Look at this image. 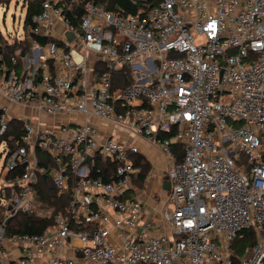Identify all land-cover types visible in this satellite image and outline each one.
Wrapping results in <instances>:
<instances>
[{
  "label": "built area",
  "instance_id": "built-area-1",
  "mask_svg": "<svg viewBox=\"0 0 264 264\" xmlns=\"http://www.w3.org/2000/svg\"><path fill=\"white\" fill-rule=\"evenodd\" d=\"M60 1L23 37L53 40L0 64V264H264V0L90 1L81 15ZM136 136L170 160L162 209L139 195ZM47 171L67 214L8 236ZM250 228L256 242L233 256Z\"/></svg>",
  "mask_w": 264,
  "mask_h": 264
},
{
  "label": "trees",
  "instance_id": "trees-1",
  "mask_svg": "<svg viewBox=\"0 0 264 264\" xmlns=\"http://www.w3.org/2000/svg\"><path fill=\"white\" fill-rule=\"evenodd\" d=\"M45 1L46 0H25L24 5L27 9L25 28L28 27L32 15L43 9V3ZM90 1L113 10H116L119 7H124L131 12H135L136 9H138V6L133 5L130 0H64L60 1L59 5L63 4L65 9H78V13L81 15L84 9H86V4ZM69 6H71V8H69ZM27 35L25 38L15 41V43H8V41L4 39L0 30V64L3 63L7 70L11 69L13 65L11 57L15 54L18 47L21 46V50L28 51L31 48L32 39H37L41 41L42 44H46L47 42L53 40L52 38L46 36H33L30 38ZM117 73H120V76L118 77L125 78V80H123L124 82L127 83L131 81V71L128 66H125L123 69H119ZM11 123H14L15 129H17L18 134H20L23 128L22 121L13 119ZM172 147L174 156L178 161H181L184 157L183 145L175 142ZM133 159L135 161V165L140 170L136 182L137 185L141 187L143 186L147 173L151 169V165L142 155H140V153L134 154ZM47 162L54 164L51 158L43 156L41 164H45ZM104 177L108 178L106 176ZM34 196L38 203L36 207L32 211H19L12 217L9 223L6 224L5 228L8 236L15 233L43 232L47 227L55 224L56 214H67L70 194L69 192H61L55 186L52 175L49 171L38 173L37 181L35 183ZM0 208L2 211L5 209L3 207ZM257 237V232L253 228L245 230L242 236H237L231 245L233 256L243 255L245 250L256 242Z\"/></svg>",
  "mask_w": 264,
  "mask_h": 264
},
{
  "label": "crops",
  "instance_id": "crops-1",
  "mask_svg": "<svg viewBox=\"0 0 264 264\" xmlns=\"http://www.w3.org/2000/svg\"><path fill=\"white\" fill-rule=\"evenodd\" d=\"M130 140L138 145L140 155H142L151 165V169L145 177L143 186H138L142 189L139 195L144 201L148 202L150 206L157 205L160 209V202H164L167 196L165 182L168 180L167 169L170 166V160L162 153L158 146L151 143L145 137L136 136L130 138ZM139 172L140 170L135 177V182L137 181ZM160 193L161 195H158ZM3 246L7 247L14 256L18 257L21 255L20 249L9 239L4 241Z\"/></svg>",
  "mask_w": 264,
  "mask_h": 264
},
{
  "label": "rangeland",
  "instance_id": "rangeland-1",
  "mask_svg": "<svg viewBox=\"0 0 264 264\" xmlns=\"http://www.w3.org/2000/svg\"><path fill=\"white\" fill-rule=\"evenodd\" d=\"M25 0H0V30L8 43H15L23 39L25 34L26 7ZM21 46L16 49V52ZM15 52V54H16ZM1 152V151H0ZM4 164V158H0V173ZM158 195H161L158 194ZM35 203L36 200H35ZM160 209L165 207V202H160Z\"/></svg>",
  "mask_w": 264,
  "mask_h": 264
},
{
  "label": "water",
  "instance_id": "water-1",
  "mask_svg": "<svg viewBox=\"0 0 264 264\" xmlns=\"http://www.w3.org/2000/svg\"><path fill=\"white\" fill-rule=\"evenodd\" d=\"M66 34H67L69 40H71V39L74 37V34H73L72 32H67ZM89 159H90V157H88V160H89ZM169 187H170V182H169V180H167V181L165 182V188L168 189ZM12 217H13V215L10 216V217H8V218L6 219V221H5V224H8L9 221L12 219Z\"/></svg>",
  "mask_w": 264,
  "mask_h": 264
}]
</instances>
